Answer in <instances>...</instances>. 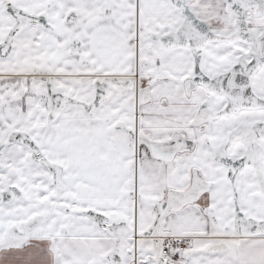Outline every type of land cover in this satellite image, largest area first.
I'll list each match as a JSON object with an SVG mask.
<instances>
[{
  "label": "snow or ice",
  "instance_id": "6c2138e0",
  "mask_svg": "<svg viewBox=\"0 0 264 264\" xmlns=\"http://www.w3.org/2000/svg\"><path fill=\"white\" fill-rule=\"evenodd\" d=\"M0 264H264V0H0Z\"/></svg>",
  "mask_w": 264,
  "mask_h": 264
}]
</instances>
